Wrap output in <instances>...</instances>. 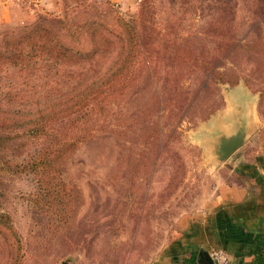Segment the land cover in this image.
I'll return each mask as SVG.
<instances>
[{"label": "rangeland", "instance_id": "374dc122", "mask_svg": "<svg viewBox=\"0 0 264 264\" xmlns=\"http://www.w3.org/2000/svg\"><path fill=\"white\" fill-rule=\"evenodd\" d=\"M111 6L160 36L161 60L114 100L107 130L70 152L50 154L52 139L26 128L0 131V264H142L233 178L234 164L264 157V0H52L24 23H0V38L45 18H100ZM174 31L182 37L168 42ZM234 41L224 64L212 58ZM224 71L237 83L221 82ZM242 99L253 104V128L213 162L202 128L230 120Z\"/></svg>", "mask_w": 264, "mask_h": 264}, {"label": "trees", "instance_id": "16d2710c", "mask_svg": "<svg viewBox=\"0 0 264 264\" xmlns=\"http://www.w3.org/2000/svg\"><path fill=\"white\" fill-rule=\"evenodd\" d=\"M101 14L71 23L45 18L2 32L0 131L26 128L46 135L52 139L47 151L65 154L107 130L114 100L137 85L140 71L161 60L160 36L142 32L141 16L127 18L113 6ZM168 36V42L182 37L178 31ZM237 42L223 43L212 58L224 64ZM169 50L181 54L179 62L189 60L185 48ZM219 75L223 83L235 81L227 71Z\"/></svg>", "mask_w": 264, "mask_h": 264}, {"label": "crops", "instance_id": "0c3cea01", "mask_svg": "<svg viewBox=\"0 0 264 264\" xmlns=\"http://www.w3.org/2000/svg\"><path fill=\"white\" fill-rule=\"evenodd\" d=\"M27 1L38 8L26 7L21 0H0V23H24L29 11L52 3ZM232 177L218 184L201 210L180 217L166 241L142 264H204L202 253L218 249L226 251L233 264H264V157L234 164Z\"/></svg>", "mask_w": 264, "mask_h": 264}, {"label": "water", "instance_id": "95a60500", "mask_svg": "<svg viewBox=\"0 0 264 264\" xmlns=\"http://www.w3.org/2000/svg\"><path fill=\"white\" fill-rule=\"evenodd\" d=\"M253 116V104L248 99H242L240 103L233 102L230 120L216 119L213 124L204 126L201 140L207 147V158L219 164L230 158L245 143L253 128ZM202 256L204 264H213L208 252H203Z\"/></svg>", "mask_w": 264, "mask_h": 264}, {"label": "built area", "instance_id": "2783aa9c", "mask_svg": "<svg viewBox=\"0 0 264 264\" xmlns=\"http://www.w3.org/2000/svg\"><path fill=\"white\" fill-rule=\"evenodd\" d=\"M213 264H233L229 254L224 250H214L211 252Z\"/></svg>", "mask_w": 264, "mask_h": 264}]
</instances>
